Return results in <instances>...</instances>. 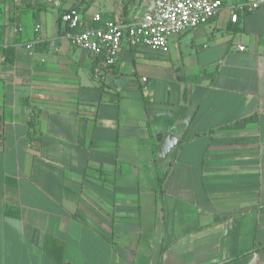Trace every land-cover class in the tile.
I'll use <instances>...</instances> for the list:
<instances>
[{"label": "crops", "instance_id": "crops-1", "mask_svg": "<svg viewBox=\"0 0 264 264\" xmlns=\"http://www.w3.org/2000/svg\"><path fill=\"white\" fill-rule=\"evenodd\" d=\"M128 1L93 14L140 19ZM244 1L96 79L58 20L89 7L0 0V264H57L46 237L62 264H264V5Z\"/></svg>", "mask_w": 264, "mask_h": 264}, {"label": "built area", "instance_id": "built-area-1", "mask_svg": "<svg viewBox=\"0 0 264 264\" xmlns=\"http://www.w3.org/2000/svg\"><path fill=\"white\" fill-rule=\"evenodd\" d=\"M8 1L11 4L36 2ZM263 5L264 0H245L238 8L250 12ZM221 6V0H149L142 17L131 22L104 19L100 13L86 18L81 10L72 7L60 15V21L68 30L66 36L71 44L93 59L92 76L98 79L116 64L123 47L167 52L171 36L208 23ZM236 20L237 15H231V21Z\"/></svg>", "mask_w": 264, "mask_h": 264}, {"label": "rangeland", "instance_id": "rangeland-1", "mask_svg": "<svg viewBox=\"0 0 264 264\" xmlns=\"http://www.w3.org/2000/svg\"><path fill=\"white\" fill-rule=\"evenodd\" d=\"M127 0H74V4H78L79 6H81V9H84L86 6L89 7V12L90 14H93L96 10L101 9L103 3H109L112 6H114L115 8L117 7L118 9L121 8V10H123V2H126ZM143 1V2H142ZM147 0H129L128 2H130V6L131 7H139L140 3L141 5L146 3ZM49 18H47V22H54V16L53 14V10L49 9ZM52 13V14H51ZM161 214L159 213L158 216H160Z\"/></svg>", "mask_w": 264, "mask_h": 264}, {"label": "trees", "instance_id": "trees-1", "mask_svg": "<svg viewBox=\"0 0 264 264\" xmlns=\"http://www.w3.org/2000/svg\"><path fill=\"white\" fill-rule=\"evenodd\" d=\"M58 20H60V17L58 18ZM41 247L45 251V253L57 264L63 263L64 243L61 240L54 239L52 237H46L43 240V244L41 245Z\"/></svg>", "mask_w": 264, "mask_h": 264}]
</instances>
